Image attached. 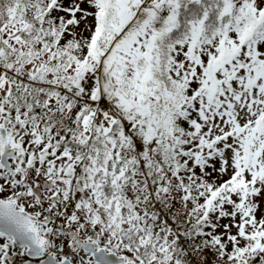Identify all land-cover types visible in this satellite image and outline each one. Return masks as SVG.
I'll return each mask as SVG.
<instances>
[{"label":"snow or ice","instance_id":"1","mask_svg":"<svg viewBox=\"0 0 264 264\" xmlns=\"http://www.w3.org/2000/svg\"><path fill=\"white\" fill-rule=\"evenodd\" d=\"M0 264H264V0H0Z\"/></svg>","mask_w":264,"mask_h":264}]
</instances>
